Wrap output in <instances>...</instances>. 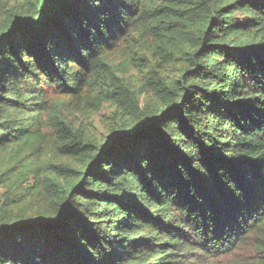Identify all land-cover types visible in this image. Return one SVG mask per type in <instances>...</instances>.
I'll use <instances>...</instances> for the list:
<instances>
[{"label":"trees","instance_id":"trees-1","mask_svg":"<svg viewBox=\"0 0 264 264\" xmlns=\"http://www.w3.org/2000/svg\"><path fill=\"white\" fill-rule=\"evenodd\" d=\"M164 15L179 74L148 77L145 103L107 89L130 116L102 140L58 117L67 160L34 169L44 87L73 100L113 82L118 41ZM1 152L19 168L0 175V264H264V0H16L0 11Z\"/></svg>","mask_w":264,"mask_h":264},{"label":"rangeland","instance_id":"rangeland-1","mask_svg":"<svg viewBox=\"0 0 264 264\" xmlns=\"http://www.w3.org/2000/svg\"><path fill=\"white\" fill-rule=\"evenodd\" d=\"M16 0H0V11L5 14L6 10L11 8ZM169 14V9H165ZM152 16L149 15V19ZM162 22L156 24L160 28L148 29L145 23L136 25L130 29L126 36L120 39L116 49L110 56L112 62V71L116 76L113 82L104 79L93 78L91 84L83 87L82 95L69 100L58 93L54 88H45L46 93L41 97L40 101H45L44 106L39 105L41 112L42 134L43 138L34 145L33 158H30L29 164H33L36 170L42 169L45 164L50 161L55 163L65 162L66 157L62 156L58 146L56 145L57 132L54 126L58 121V117L65 121H71L76 128H82L87 135L92 138L102 140L106 138L114 126L122 124L123 120L130 115V109L123 108L122 105L117 106L115 100L109 99L107 89L120 91L118 81L122 80L134 89L137 94L141 95L142 103L147 102L153 97L152 89L155 83H159L160 79L167 77H176L179 74L180 67L184 64L186 55L179 49V40H181L180 31L176 30L179 23L175 18L171 19L169 15H164ZM151 78L153 85L145 86V82ZM152 90V91H151ZM119 96V94H116ZM139 98V97H138ZM40 102V103H43ZM126 122V121H125ZM0 154H6L1 152ZM9 156L0 157V175L8 167L15 168L14 156L9 161ZM19 166H17V169ZM12 178L15 176L11 175ZM7 176H3L0 180H6ZM6 180L0 184L1 192L9 187ZM30 197L33 205L41 210L48 207V201L45 200L43 192L34 191ZM195 252L181 258L182 264H218L216 262L206 260L201 257L196 260ZM221 264H242L240 261L227 259Z\"/></svg>","mask_w":264,"mask_h":264}]
</instances>
